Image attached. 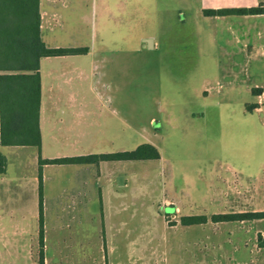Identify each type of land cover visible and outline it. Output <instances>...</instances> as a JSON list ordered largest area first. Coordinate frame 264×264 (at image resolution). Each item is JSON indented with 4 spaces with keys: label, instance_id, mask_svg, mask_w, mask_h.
Masks as SVG:
<instances>
[{
    "label": "rangeland",
    "instance_id": "374dc122",
    "mask_svg": "<svg viewBox=\"0 0 264 264\" xmlns=\"http://www.w3.org/2000/svg\"><path fill=\"white\" fill-rule=\"evenodd\" d=\"M203 2L57 0L65 25L56 15L50 18L49 43L87 47L82 53L86 54L82 140L70 145L87 155L132 150L149 142L160 157L49 164L42 181V233L38 182L31 179L30 167L21 179L14 181L11 175L0 181V215L5 216L0 222L4 228L0 261H228L227 224L214 227L210 216L264 210V125L220 122L242 114V101L250 98L247 92L229 94L227 108L211 106L203 117L192 102L194 91L200 93L207 80L211 85L215 79L203 77L201 71L186 73V59L191 55L214 59L219 54L216 42L229 34L218 25L239 28L246 22L238 17H204L198 11L203 4L230 1ZM259 34L264 41V31ZM146 37H153L155 47L143 46ZM259 83L264 85V78ZM222 93L211 90L209 97L215 100ZM260 118L264 120L263 113L256 120ZM68 146L51 152L67 153ZM25 162L29 165V158ZM196 215H206L208 223L183 222L184 216Z\"/></svg>",
    "mask_w": 264,
    "mask_h": 264
},
{
    "label": "crops",
    "instance_id": "0c3cea01",
    "mask_svg": "<svg viewBox=\"0 0 264 264\" xmlns=\"http://www.w3.org/2000/svg\"><path fill=\"white\" fill-rule=\"evenodd\" d=\"M229 1V3L224 5L214 3L208 6V4H203V6L198 8V11L202 16L208 18L238 17V21H246L245 25L242 24V27L238 28L237 26L235 28L231 23H220L218 27L223 31L229 30V34L223 36L220 42H216L219 54L209 61L203 60L198 55H191L185 61L188 66L186 72L190 75H196L201 71L203 77L215 79V83L211 85H208L210 81L207 80L201 91L208 100L206 102L207 109L211 106L213 108L216 107L219 111L227 108L230 104L229 94L247 92L250 95V98L242 101L243 112L240 116L232 114L233 117L223 121L219 114L222 125L233 124L238 127H253L255 123L264 125V120L261 121V118L258 121L256 120L261 113H263L264 118V85L259 83L260 79L264 78V41L261 37L259 38L260 31H264V0ZM58 2L66 7L64 1ZM57 5H59L57 0H39L41 38L47 46L78 47L75 42H73V46L49 43L50 18L56 15L60 19L62 18L61 26L65 25V17L58 12ZM257 5L262 6V12L240 15L203 14V9L206 8L250 7ZM255 19L257 23H255ZM85 60L86 54L82 53L44 56L40 59L38 122L41 137L40 156L42 158L82 155L78 148L74 144L70 145V143H78L82 140L79 135L83 134L81 133L80 125L85 119L86 111V101L83 93L86 79ZM257 88L261 89V91L254 94L253 89ZM211 90L216 93L223 92L222 96L215 100L211 99L209 97ZM255 114H258L257 117ZM56 143H59V145L56 146ZM63 143H68L69 146ZM67 146L70 147L67 153L51 152L56 147ZM0 154L5 158V170L0 172L1 182L9 179L11 175H13L14 181L21 179L29 167L31 179L35 183L38 182V149L36 146L0 144ZM28 158L29 165L25 162ZM47 167H49V164L42 166V181L44 170ZM4 220L5 216L0 215V222L4 223ZM263 220L264 218L211 222L214 227H218L219 224H227L228 228L227 241L231 244V248L229 246L225 250L228 261L220 264H264V244L259 243V238H264ZM208 221L207 218L206 222L201 224L208 223ZM0 228L4 229L3 224ZM0 264L5 263L0 261Z\"/></svg>",
    "mask_w": 264,
    "mask_h": 264
},
{
    "label": "trees",
    "instance_id": "16d2710c",
    "mask_svg": "<svg viewBox=\"0 0 264 264\" xmlns=\"http://www.w3.org/2000/svg\"><path fill=\"white\" fill-rule=\"evenodd\" d=\"M262 6L203 9L204 15L255 14ZM87 47H52L41 38L39 0H0V144L32 145L38 149V218L42 233V166L44 164H81L103 160L158 159L155 145L144 142L132 150L78 156L42 158L40 156V73L44 56L85 53ZM261 89H253L260 92ZM5 158L0 154V172ZM264 218V210L214 213L213 222ZM206 215L184 216V223L206 222ZM264 244V238H259Z\"/></svg>",
    "mask_w": 264,
    "mask_h": 264
},
{
    "label": "flooded vegetation",
    "instance_id": "af4514ba",
    "mask_svg": "<svg viewBox=\"0 0 264 264\" xmlns=\"http://www.w3.org/2000/svg\"><path fill=\"white\" fill-rule=\"evenodd\" d=\"M147 38H151L152 40H154L153 39V37H146V38H144V39H147ZM143 39V40H144ZM155 41H153V45H152V47L151 48H153V47H155V43H154ZM143 43H144V41H143ZM145 47H147V46H145ZM149 48V47H148ZM189 61V60H188ZM187 73V72H186ZM187 76V75H186ZM194 97H192L193 98V101L192 102H195L198 106H199V109L201 110L199 113V115L202 117V116H204L205 114H206V111H207V108H206V102L208 101L207 100V98H205L204 97V95L205 94H203L202 92H198L197 90H195L194 91ZM192 113H198V112H195V111H193V112H191V114Z\"/></svg>",
    "mask_w": 264,
    "mask_h": 264
},
{
    "label": "water",
    "instance_id": "95a60500",
    "mask_svg": "<svg viewBox=\"0 0 264 264\" xmlns=\"http://www.w3.org/2000/svg\"><path fill=\"white\" fill-rule=\"evenodd\" d=\"M143 41H144L143 46H147V47H149V48L152 47V45H153V40H152L151 38L144 39ZM119 183H122V179H121V177H119Z\"/></svg>",
    "mask_w": 264,
    "mask_h": 264
}]
</instances>
